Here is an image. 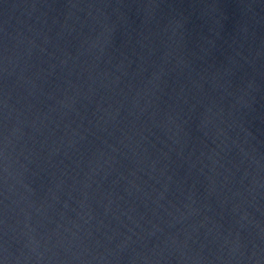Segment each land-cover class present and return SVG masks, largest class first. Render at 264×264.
Wrapping results in <instances>:
<instances>
[{"label": "water", "instance_id": "1", "mask_svg": "<svg viewBox=\"0 0 264 264\" xmlns=\"http://www.w3.org/2000/svg\"><path fill=\"white\" fill-rule=\"evenodd\" d=\"M0 264H264L235 0H0Z\"/></svg>", "mask_w": 264, "mask_h": 264}]
</instances>
